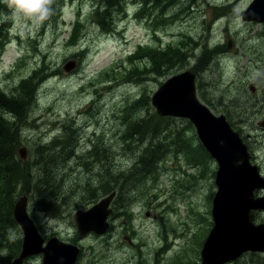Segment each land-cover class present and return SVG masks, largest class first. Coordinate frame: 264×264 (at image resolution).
I'll return each mask as SVG.
<instances>
[{
	"label": "flooded vegetation",
	"instance_id": "af4514ba",
	"mask_svg": "<svg viewBox=\"0 0 264 264\" xmlns=\"http://www.w3.org/2000/svg\"><path fill=\"white\" fill-rule=\"evenodd\" d=\"M244 1L245 3L248 1L247 5L239 14L237 13L239 6ZM253 1L149 0L147 7L153 12L152 21L147 17L137 18L135 16V13L141 9L142 4L136 7V3H126L125 11L118 12L116 10L115 14L117 13L118 16L116 19L130 18L138 20L139 23H146L143 32H145V36H148L150 31L152 32L156 43L151 48H156L159 51H169V45H173L172 41L164 40L167 35L170 38L177 39L182 46L190 44V40H193L192 44L196 43L197 50H195V53L197 57L189 62L190 65H185L181 59H177L176 65L171 67L172 60L166 61L162 67H168L169 70L164 75L156 73V66L153 63L148 65L146 70L140 72L141 77H139L146 84L152 82L159 84L160 81L166 80L169 76L190 70L196 74L198 90L202 82H207L204 79L199 80L201 73H206L211 67L209 65L199 72L190 69V67L197 63L198 57L202 55L201 50L205 45H208L210 49L214 46L217 48L218 51L215 55L218 70L217 79L222 88L226 82L229 83V87L226 89L227 94L223 92L220 94L221 97L217 99L216 106H213L211 102H207L211 107L198 97L215 114L225 115L232 130L239 135L247 146L249 161L257 169L264 183V29L256 31L250 27V24L253 27L260 25L264 27V21L249 17L244 18V13ZM116 2L117 0H108L107 4L113 6ZM201 6L210 7L213 17L211 23H216L224 18L237 19L238 21L242 19L245 23L244 30H238L240 23L238 25L236 22L233 36L229 38L230 31L228 26L224 24L223 30L226 31L224 38L218 43H214L213 40V42L202 45L197 37H205L206 30L211 29V26L207 25L204 19L202 26L198 28L197 12L207 13V10L200 9ZM159 21L163 23L161 24ZM151 22L154 27L150 24ZM224 40L227 41L223 42ZM145 45L147 44L143 46ZM224 56L230 59L226 77L224 66L219 63ZM147 59L146 65L150 64V59L148 57ZM81 64L82 62H78L76 71L81 68ZM229 91L231 96L229 101L225 102L224 99L227 98ZM214 107L218 111L213 110ZM157 114L160 115L158 112ZM143 115L148 116L147 111H144ZM172 117L174 118L173 124H178L181 120V124L185 123L184 120L187 124H191L173 127V133L170 135L169 141L171 146L169 158L171 157L173 163L180 165L183 175L160 177L154 175L156 172L154 169L147 170L143 175H133L132 172L134 171L145 172L144 168H135L138 164H144V161L130 158L126 163V168L117 166L113 169V174L116 170L118 172H130V176L120 180L107 194H100L101 196H99V192H95V197L99 196L98 199L93 197L90 200L89 193L82 192L80 194L74 191V194H69V196H58L57 202L61 205L59 209L63 211L62 215L57 214L54 216L47 209L41 212V216H39V211L35 214L29 211L40 230L44 245L53 236L75 245L78 248L75 264H163L162 259L166 261L164 264H195L201 261V250L214 225V221L212 207L210 214L208 209L206 212H202L200 207H207L208 204L213 206V197L217 191L216 176L219 163L202 143L198 131L190 119L180 116ZM97 128L94 129L93 135L99 134L95 132ZM180 131L184 132V140L182 141L178 136ZM153 138L158 141V135H154ZM148 141L149 138L145 140V143ZM95 142L96 138L91 140L88 148L83 146V150L90 151ZM113 142L114 140L106 139L104 142L106 144H102V146H106L107 150H111ZM140 146H146V144L138 145L139 148ZM176 149H178L177 152ZM180 149H183V152ZM93 160L96 161L97 159L93 156ZM120 162L121 159L114 157L113 163L119 165ZM167 162L171 170L172 163L169 159ZM91 173L90 178L96 177L95 172L91 171ZM167 177L172 181L171 188H161ZM74 181L75 179H73ZM165 194L170 195L166 200V202L170 201L169 205L164 204L165 201L161 202V195L164 196ZM109 195L112 196V199L108 206L106 230L103 233L92 230L81 234L75 217V210L79 209L75 208L79 197L87 196L88 199L84 200L82 208L88 209L96 205L100 199ZM254 197L264 198V184L254 189ZM181 204H184L187 208L185 216L177 211L181 208ZM249 217L254 224H264V209H251ZM50 220L65 223L66 228H63L62 231L50 228ZM206 225L208 226V232L199 250L195 252L192 243L196 234ZM9 231L0 233V237ZM16 237L20 239L16 249H11L9 243L12 240L9 239L6 248L1 251L0 257L5 258V263L2 264H12L13 260L21 253L22 229L16 234ZM189 237L190 242L185 246ZM182 240L185 242L183 247L174 253L173 249ZM42 259L43 253L32 255L24 260V264H42Z\"/></svg>",
	"mask_w": 264,
	"mask_h": 264
},
{
	"label": "trees",
	"instance_id": "16d2710c",
	"mask_svg": "<svg viewBox=\"0 0 264 264\" xmlns=\"http://www.w3.org/2000/svg\"><path fill=\"white\" fill-rule=\"evenodd\" d=\"M67 1L73 0H52L49 6L50 14L42 21V29L45 25L56 24L63 19V6ZM93 1L95 6L91 13L85 20L80 17L76 18L66 39V43L69 44L68 47L74 48L71 57L77 58L78 62L86 61L85 55L88 48L77 51L75 47L81 44L86 26L90 21L106 32H111L118 23L116 19L118 16L115 11L124 12L125 4L129 2L136 3V6L142 4L141 9L135 13L137 18L147 17L152 21L153 12L147 7L149 0H117L113 6L107 4L108 0ZM129 19H124V21ZM159 22L163 23L162 21ZM150 24L153 26L152 22ZM12 26L11 9L4 3V0H0V56L7 43L12 39ZM124 31L125 29L122 28L120 35L125 42H128ZM17 39H19L18 36ZM192 42L193 40H190V44L182 46L177 40L175 44L169 45V51H159L149 45H140V42L136 53L132 54L136 56L131 58L132 55H130L126 60L131 70H127L128 66L124 67L120 62L111 65L100 76V79L104 77L112 80L119 79V84L133 82L144 86L138 95L128 99L124 107L121 110L117 109L115 114L117 118H121V124L125 126L123 130L118 129V136H120L118 142L123 141L124 153H137V159L144 161V164H138L135 168H144L145 172L134 171L132 172L133 175H143L147 170L154 169L156 171L154 175L166 176L167 174L163 173L162 169L164 162L169 159L171 151L169 141L173 127L191 125L187 124L186 120H184V124H173L174 118L172 116L157 114L151 104L152 95L148 87H146L145 82L139 79L141 77L140 72L146 70L147 66L153 63L156 66V73L164 75L169 68H163L162 65L170 60H172L171 67L176 65L177 59H181L183 64L189 65V62L197 57L195 53L197 50L196 43L192 44ZM30 43L29 47L31 46L36 51V39L31 40ZM217 51L215 46L210 49L208 45H205L201 50L202 55L198 57L197 63L190 69L199 72L207 66H211L215 63ZM147 57L150 59V64L146 65ZM121 66L123 69L120 68ZM51 68L48 61L42 60L40 65L31 67L27 75L21 76L11 86H3L0 82V233L13 230L18 234L21 231V227L14 217V206L16 200L23 195H27L32 201L33 214L37 211L40 214L47 209L54 216L62 215L63 211L59 209L61 205L57 202L58 196H69V194H74V191L80 194L87 192L90 194V200H92L95 197V192H99V196H101L100 194H107L120 180L129 177L131 174L116 170L113 174V169L118 166L113 163V159L116 153H119V148L112 144L111 150H107L106 146H102V144H106L104 143L106 140L104 137L105 130L99 131L97 128L95 132L99 134L94 146L90 151H84L80 139H77L80 131L77 128L78 125L74 124L70 118L65 120L67 122L63 121L62 123L64 133L55 135L49 141L41 139L35 143L34 146L28 148L30 151L26 159L20 156V148L28 144L24 130L29 125L35 126L32 117L40 104L39 95L44 85L53 76L61 73V68H59L60 71L57 69L53 71ZM113 87L114 85L107 86L109 89ZM198 88L201 97L206 101H211V95L205 83L202 82ZM145 109L148 114L146 117L143 115ZM154 135H158V141H155ZM178 136L181 141L184 140L183 131H180ZM147 138L149 141L145 143ZM140 144H146V146L141 147L137 152L136 148H139L138 145ZM79 150L81 151L78 152ZM177 151L178 149H176ZM180 151L183 152V149ZM93 156L97 159L96 161L93 160ZM73 162L76 163L75 166ZM79 166L95 172L96 177H91L90 180L82 177L78 172ZM73 179H75L74 182ZM99 196H96L95 199H98ZM86 199H88L87 196H80L75 208L82 207ZM209 206L208 213L210 214L213 206ZM17 239L19 237L16 235L11 239L12 242L9 243L11 249H16L20 243V239ZM0 260L2 261L1 264L5 263L4 257L1 256ZM231 264H264V253L249 251Z\"/></svg>",
	"mask_w": 264,
	"mask_h": 264
},
{
	"label": "rangeland",
	"instance_id": "374dc122",
	"mask_svg": "<svg viewBox=\"0 0 264 264\" xmlns=\"http://www.w3.org/2000/svg\"><path fill=\"white\" fill-rule=\"evenodd\" d=\"M247 2H242L237 13H242ZM94 6L95 2L93 0L67 1L63 7V19L56 24L45 25L43 29L42 22L34 23L32 20L23 17H12V34H19L20 38H13L7 43L4 52L0 56V81L3 86L9 87L21 76L27 75L31 67L40 65L42 60L48 61L52 67L51 70L53 71L56 69L60 71L59 68H61V73L53 76L47 84L44 85L39 95L40 104L32 117L35 126L29 125L24 130V135L27 137L26 142H28L26 146L30 148L34 146L35 143H38V141H41V139L49 141L55 135L64 133L62 123L70 118L74 124L81 128L77 135V139H80L81 146L88 148L91 140L98 136V134L93 135L96 127H98L99 131L105 130L104 137L107 140H114L113 144L117 146L116 148H119V153H116L115 156L121 159L118 167L126 168L128 160L130 158L136 159L138 154L130 153L126 155L124 153L122 146L123 141L118 142V140H120L118 129L123 130L125 126L121 124V118H117L115 114L117 109L121 110V108L124 107V104L128 99H132L135 95H138L144 89V86L133 82L119 84V79H113L114 81L112 79H107L106 77L100 79V76L105 70L111 67V65L120 62H122V66L124 67L128 66L127 70H131L130 65L126 63L127 57L136 53V48L139 46L140 42L142 45L147 44L154 46L156 41L154 40L151 31L148 36H145L143 27L146 23H139L137 20L129 19L124 21L117 19L118 27L125 29L124 33L129 40L128 42H125L124 39H122L120 33L106 32L94 24V22L90 21L86 26L81 44L75 47L77 51L79 49H85L86 47L88 48V52L85 55L86 61H82L79 70L76 71V67L72 71H66L63 67L64 63L68 59L73 58L71 57V54L73 53L72 51L74 48L68 47L69 44L66 43L73 22L77 17L84 18L85 20ZM200 9L207 10V13L197 12L196 20L198 28L202 26L204 19L206 20L207 25L211 26V29L208 28L206 30L205 37H197V40L200 41L202 45L211 41L213 42V40L215 41L214 43H218L224 38L226 35V31L223 30L224 24L228 26V30L230 31L229 38L233 36L236 22L238 25L240 23L237 29L241 31L244 30L245 23L242 19L238 21L237 19L233 20L232 18H224L216 23H211L213 17L210 7L207 8L206 6H201ZM78 13L80 14L78 15ZM250 27L256 31L264 29L263 25L253 27V25L250 24ZM198 31L201 34L199 29ZM34 39H36L37 44L36 51H34L31 46L29 47V44H31L30 41ZM164 40L172 41L174 44L177 42V39L170 38L168 35L164 37ZM225 41L227 40H224L223 42ZM135 56L136 55H132L131 58ZM219 63H222L224 66L226 77L230 59L227 56H224ZM122 66L120 67L121 69H123ZM210 67L211 69L206 73H201L199 80L204 79L207 81L205 86L208 87L207 90L211 95V101H206L201 97L199 88L197 95L206 103L211 102L213 106H216L217 99L221 97L220 94L222 92L227 94L226 89L229 87V83L226 82L222 88L217 79L218 70L216 62ZM98 79L100 80L97 81ZM164 81L165 79H163L162 83ZM109 85H114V87L109 89L107 88ZM145 85L148 87V90L152 95L161 84H155L152 82L149 84L145 83ZM230 96L231 93L229 91L228 96L224 101L228 102ZM213 110L218 111L216 107H214ZM144 111L147 110L145 109ZM141 147L143 146H140L136 151L138 152ZM169 160L172 163L171 170L168 167V164H166L167 161H165L162 172L167 175H183L180 165L173 163L171 157ZM73 164L75 166L76 163L73 162ZM78 168L80 170L79 175L90 180V175H92L90 169H86L85 167L81 168V166ZM171 185L172 181L167 177L163 181L161 188H171ZM169 196V194H165L164 196L161 195V202L165 201L164 204L167 203L169 205L170 201L166 202ZM209 205L210 204H208L207 207L201 206V211L206 212V210L209 209ZM28 207L29 211H32V201L30 200ZM180 207L181 208L177 211L183 213L185 216L187 208H185L184 204H181ZM41 215L42 214L40 213L39 216ZM49 223L50 228L55 230L62 231L63 228H66L65 223L56 220H50ZM207 228L208 226L206 225L196 234L192 243V248L195 252L199 250L200 245L208 232ZM177 230L178 229L176 228V231ZM16 234L17 232L10 230L0 237V253L6 248L8 240L13 239ZM189 242L190 237L185 246ZM184 243V240H182V242L173 249V252L176 253L180 250ZM1 262L2 261L0 260V264ZM161 262L164 264L166 261L165 259H162Z\"/></svg>",
	"mask_w": 264,
	"mask_h": 264
},
{
	"label": "water",
	"instance_id": "95a60500",
	"mask_svg": "<svg viewBox=\"0 0 264 264\" xmlns=\"http://www.w3.org/2000/svg\"><path fill=\"white\" fill-rule=\"evenodd\" d=\"M244 18L264 21V0H254ZM77 59H68L63 67L72 71ZM151 103L163 116L190 119L202 143L218 161L217 191L213 197L212 226L201 250L202 260L195 264H230L245 253L264 252V224H254L251 209H264V198L254 197V189L264 183L257 169L249 161L247 146L235 133L225 115H217L197 95L196 74L190 70L169 76L152 94ZM27 158L28 147L19 150ZM109 195L89 209L75 213L79 232L103 233L107 228ZM29 198L16 200L14 217L23 231L22 250L12 264H24L32 255L43 253L42 264H75L78 248L53 236L44 245L40 230L29 212Z\"/></svg>",
	"mask_w": 264,
	"mask_h": 264
},
{
	"label": "clouds",
	"instance_id": "9594fccd",
	"mask_svg": "<svg viewBox=\"0 0 264 264\" xmlns=\"http://www.w3.org/2000/svg\"><path fill=\"white\" fill-rule=\"evenodd\" d=\"M13 18L23 17L34 23L42 22L50 14L52 0H4Z\"/></svg>",
	"mask_w": 264,
	"mask_h": 264
},
{
	"label": "bare ground",
	"instance_id": "6f19581e",
	"mask_svg": "<svg viewBox=\"0 0 264 264\" xmlns=\"http://www.w3.org/2000/svg\"><path fill=\"white\" fill-rule=\"evenodd\" d=\"M208 88V87H207Z\"/></svg>",
	"mask_w": 264,
	"mask_h": 264
}]
</instances>
